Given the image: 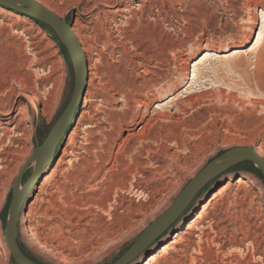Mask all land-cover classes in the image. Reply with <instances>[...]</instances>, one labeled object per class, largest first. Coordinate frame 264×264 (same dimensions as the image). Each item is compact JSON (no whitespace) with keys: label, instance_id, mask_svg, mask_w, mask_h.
I'll return each mask as SVG.
<instances>
[{"label":"rangeland","instance_id":"obj_1","mask_svg":"<svg viewBox=\"0 0 264 264\" xmlns=\"http://www.w3.org/2000/svg\"><path fill=\"white\" fill-rule=\"evenodd\" d=\"M47 1L54 9L63 10V22L74 25L80 21L78 25L84 26L81 28L85 35L84 43L91 46L90 64L96 68L91 67L93 76L87 75L85 89L77 102V114L71 120L67 134L59 139L49 157L46 154L42 161L33 163V156L38 155L41 150L34 153V149L41 146L73 95L74 65L68 54L67 57L64 56L58 43L52 40V34H55L49 27L45 26L52 34L30 17L20 15L23 13L0 3V73L14 87V93L8 94L9 107L16 112L20 106H25L27 120L24 124L30 125L32 130L31 137L25 140L27 147L31 149L29 154L14 157L15 161L11 165L13 168L21 162L19 169L0 174V264H19L11 260L4 242V228L9 214L12 185L26 161L28 164L19 177L20 187L33 177L41 162L44 164L40 174L33 178L34 182L29 183L27 189L32 187V190L24 199L19 213L17 242L25 255L39 264H113L213 159L231 148L244 147L249 142L253 146L264 145V29L259 34L261 23L264 26V19L259 18L255 25L253 20L256 15L260 17L264 0H115L116 5L130 9L133 16L128 17L129 14L124 13L123 18L109 14L110 20L107 22H103L102 14L108 8L100 0L96 4L94 0ZM4 7L12 12H6ZM87 9H90L89 12H85ZM85 17H89V20H85ZM98 18L103 22L104 28L111 25L114 35L118 34L116 29L125 25L127 18L129 24L125 26V30L130 39L117 38V44L105 43L102 32L92 31ZM78 25L75 27L79 28ZM253 25L255 34L246 46L247 51L238 58L219 60L212 57L201 65L198 68V81L192 90L195 96L193 103L182 106L183 112L176 114L179 121L162 122L163 126L173 129L167 134L174 136L181 144V148L173 146L170 152H177L183 158L195 148L201 149L200 161L181 175L179 186L167 198L164 206L155 210L145 223H138L126 234L120 233L119 239L104 245L100 253L90 257L85 255L80 261L61 260L53 249L40 246L33 231L36 228L40 237H47L48 222L37 215L32 222H23L22 216L28 212L29 205L38 193L46 164L50 160L54 164L62 156L72 132L76 131L82 137L85 136L82 129L90 130L93 135L99 133L95 119L88 123L90 126L78 125L84 98L93 96L92 112L101 120L106 118L104 112L124 110L121 95L107 97L99 86L104 87V81L108 79L112 82V73L117 72L118 67H126L133 75H144L142 67L154 69L158 63L145 60V56L152 54V50L162 56L164 64L159 65L171 71L175 65H180L181 60H187V73L175 92L182 96L191 80L193 60L208 49L224 51L238 47ZM58 42L63 47L59 40ZM48 43H51L50 48H46ZM143 50L145 53L141 54ZM131 58L134 63L137 62L133 64L129 61ZM88 78L91 80L89 83ZM25 97H29L31 101L28 102ZM169 97L165 93L159 96V101L166 104ZM154 109L155 104H151L149 114ZM2 113L0 111V121L4 118ZM141 126L139 124L135 128L138 130ZM121 135L126 137L127 131ZM78 140L83 141L80 138ZM119 141L121 138H118L117 142ZM66 158L70 159L69 156ZM69 164L70 162L65 168ZM250 167L258 170L250 161H243L209 179L174 220L127 264H143L152 253L164 247L190 222L195 229L192 230V235L182 238L184 240L179 243V250H167L162 258L152 264H177L186 253L188 256L183 264L190 263L189 256L195 257L192 264L203 263L199 259L206 256V259L216 263H221V258L225 257L223 261L227 264H247L249 259L251 264H264V178L251 173L248 170ZM170 170L174 172L173 167ZM239 177L245 180L243 184L236 183ZM229 179L231 184L221 196L215 198L216 203L207 208L202 216L203 220L193 222L207 199L224 187ZM123 196L125 199L131 198L136 205L145 203L146 200L145 196H138L137 193L133 196L124 193ZM138 217L133 216V219H140ZM200 236L203 241H199ZM196 242L200 244L202 253ZM3 247L6 248L5 255H1Z\"/></svg>","mask_w":264,"mask_h":264},{"label":"bare ground","instance_id":"obj_2","mask_svg":"<svg viewBox=\"0 0 264 264\" xmlns=\"http://www.w3.org/2000/svg\"><path fill=\"white\" fill-rule=\"evenodd\" d=\"M36 1L58 18H64L63 10L54 9L47 0ZM94 1L95 4L99 2V0ZM100 2L106 3L108 8L103 11V22L110 20L109 14L123 17L124 13L126 15L128 13V17L133 16L130 9L116 5L115 0H100ZM129 8L133 7L129 6ZM3 10L12 12L9 8ZM89 10L87 9L85 12H89ZM20 15L30 17L26 14ZM127 18L124 22L125 25L122 24L123 26L116 29L117 35H114L111 25L104 28L103 22L99 21V18L92 31L102 32L105 43L117 44L119 43L117 38L130 39L125 30V26L129 24ZM259 18L264 19L263 7L260 8V17L256 15L253 19L254 25ZM85 20L88 21L89 17H85ZM79 22L69 25L68 30L81 46L86 75H91L94 74L91 67H95L90 64L91 46L84 43L85 35L81 32L83 25L79 24V26ZM114 23L116 25L115 21H113ZM75 25H78L79 28H76ZM254 25L244 35V39L238 47L224 51L208 49L193 60L191 80L186 85L182 96L175 94V92L180 88L179 86L187 73V60H181L180 65H175L174 70L171 71L159 65L163 63L162 56H158L155 50H152V54L144 56L145 60L158 63L154 69L142 67L144 75H133L131 71H127L126 67H118L119 70L112 73L113 81L105 80L104 84L106 85L104 87L99 86L102 91L106 92L107 97L121 95L124 110L104 112L106 118L101 120L96 118L92 112L93 96L88 95L84 98L83 111L78 120V125L90 126L88 123L95 119L98 122L96 125L99 128V133L93 135L90 130L82 129L81 132L86 136L82 137L76 131L72 132V137L68 145L63 148L62 156L57 162L53 164L52 160L47 161V168L39 183L38 193L29 205L28 212L22 216L23 222H32L36 215L48 222L47 237H40L36 228L33 231L40 246H48L53 249L61 260H79L85 255L90 257L100 253L104 245L119 239L120 233L126 234L133 226L138 223H145L149 217L153 216L155 210L176 191L181 182V175L196 166L201 159L199 158L200 147H194L195 149L183 158L177 152H170L173 146L181 148V144L174 136L167 134L173 129L163 126L162 122L177 121L179 118L176 114L183 112L182 106L193 103L195 96L192 90L198 81V68L201 65L212 57L219 58V60H225L229 57L238 58L247 51L246 46L255 34ZM263 29L264 26L261 23L259 34ZM50 47L51 43H48L46 48ZM122 53L123 51H121ZM140 53L144 54L145 51ZM129 61L133 64L137 62L134 63L133 58ZM145 74H149V76L146 77ZM89 80L90 78H88V83ZM110 90L113 93H110ZM12 93H14L12 82L0 73V111L3 112L4 116L0 121V174L6 173V171L15 172L19 169L21 162L11 168L15 161L14 157L28 155L31 150L25 143V140L30 138L32 134L30 125L25 126L24 124V121L27 120L26 107L20 106L16 112H13L9 107L8 97V94L11 95ZM165 93L170 95L166 104L159 101V96ZM25 98L28 102L31 101L29 97ZM134 104L135 106H133ZM151 104H155L156 109L149 114L148 110ZM104 123L106 126H100ZM139 124L142 126L137 130L135 126ZM124 131H127L126 137L121 135ZM78 138L83 141H79ZM118 138H121V141L117 142ZM244 147L253 149L264 158V145L261 147L253 146L249 142L247 145L244 144ZM67 156H69V160H67ZM44 158H46V151L45 148H42L38 155L33 156V163L42 161ZM73 158L74 160H71ZM68 162L70 164L68 168H65ZM171 167H173L174 172L170 170ZM244 182L243 177L236 180L238 184ZM230 184L231 180L229 179L224 187H221L210 199H207L202 205L201 212L196 213L193 222L203 220L202 216L206 213L207 208L216 203L215 198L221 196ZM132 186L134 187L132 188ZM31 190L32 187L23 193V201L26 200L25 198ZM122 193L132 196L137 193L138 196H145V203L140 202L136 205L131 198L125 199ZM17 197L18 195L15 196V201ZM133 216H139L140 219H133ZM39 224L43 225L42 223ZM192 224V222L187 223L184 229H181L159 251L152 253L143 264H152L158 261L169 249L179 250V243L184 240L182 238L185 235L193 234L192 230L195 228ZM202 233L204 232L202 231ZM199 241H203L201 236ZM196 245L201 252L200 244L197 243ZM180 250L184 251L185 249L181 248ZM5 254H7L6 248L3 247L1 255ZM186 254L182 255V259L176 263L183 264L188 256ZM206 258L199 260L204 264H227L223 261L225 257L221 258V263L211 262ZM194 260V256H189V264H192ZM249 261L247 260V264H251Z\"/></svg>","mask_w":264,"mask_h":264},{"label":"water","instance_id":"obj_3","mask_svg":"<svg viewBox=\"0 0 264 264\" xmlns=\"http://www.w3.org/2000/svg\"><path fill=\"white\" fill-rule=\"evenodd\" d=\"M0 3L15 9L20 13L26 14L49 27L65 48L74 65L73 95L41 146L34 149L35 153L38 150L45 148L46 154L49 157L59 139L67 134L71 125V120L77 114L75 112L76 105L87 79L83 52L77 39L68 30L69 25L36 0H0ZM243 161H250L260 171L264 178V158L259 156L253 149L248 147H234L227 150L208 163L199 176L182 189L172 204L142 231L139 237L113 264H127L134 259L137 254L146 248L153 239L174 220L185 205L209 179L227 168ZM27 164L28 161L22 165L12 185L11 199L8 208L9 214L4 228V242L11 259L15 262L19 264H39L27 257L17 242V224L23 204V193L27 190L28 185L33 181V178L40 174L44 162L40 163V166L33 174V177L27 181L24 186L20 187L19 177ZM20 188L21 190L19 191ZM16 195H18V197L15 201Z\"/></svg>","mask_w":264,"mask_h":264},{"label":"trees","instance_id":"obj_4","mask_svg":"<svg viewBox=\"0 0 264 264\" xmlns=\"http://www.w3.org/2000/svg\"><path fill=\"white\" fill-rule=\"evenodd\" d=\"M31 19L33 20V18H31ZM34 21H35L36 23L40 24L43 28L47 29V31H49V32L52 34V31H51L50 29L46 28L44 24H42V23L36 21L35 19H34ZM52 40H53L54 42L58 43V45H59V47H60V50L62 51L63 55L67 57V53L65 52L64 48L59 44V42H58V40H57V37H56L55 35H53V34H52ZM248 170H249L251 173H254L256 176H258V177H260V178L262 179V175H261V174L259 173V171L256 170L255 168H251V167H250V168H248ZM11 260H12V259H11Z\"/></svg>","mask_w":264,"mask_h":264}]
</instances>
